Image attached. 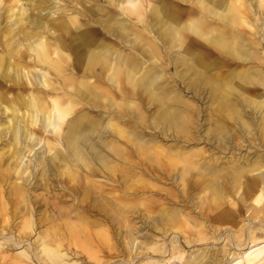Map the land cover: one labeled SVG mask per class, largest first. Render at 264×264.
<instances>
[{
	"label": "bare ground",
	"instance_id": "1",
	"mask_svg": "<svg viewBox=\"0 0 264 264\" xmlns=\"http://www.w3.org/2000/svg\"><path fill=\"white\" fill-rule=\"evenodd\" d=\"M67 1L56 10L57 17L35 19L24 7H17L15 19L11 17L13 5L8 4L4 10L3 5L0 7V81L33 86L40 81L49 88L16 92L12 97L0 90V105L7 112L0 126L9 135L6 163L17 173L15 179L4 184L11 176L9 172L3 175L0 163V220L7 221V198L16 195L20 206L15 214H20V221L12 232L17 231L19 242L29 239L24 232L34 230L35 220H49L44 211V216L37 212L38 202L31 199L30 187H47V171L54 169L60 179L67 178L64 187L69 192L82 193L83 197L68 209L56 205V216H64L63 222L50 221V237L46 228V234H38L28 246L42 263L76 264L64 260L69 254L71 258L78 256L68 238L63 233L59 235V225L69 236L79 232L76 226H99L91 233L103 241L109 239L106 222L111 225L115 219L128 225L130 204L98 191L92 177L95 170L109 176L119 172L127 177L138 166L129 159L127 146L137 151L152 146L148 159L160 156L174 166L178 160L182 162L177 169L187 206L203 221L189 224L183 220L179 225L176 218L184 209L162 207L158 215L163 222L158 228L160 237L149 243L141 236V254L144 249L168 253L162 264H264V51L257 36L260 25L264 30V0H103L105 18L98 15L104 6L96 1L102 0H93L88 6L80 0L76 4ZM115 7L135 21L127 25L112 18L117 13ZM78 14L87 17L84 23H78ZM5 19L31 24L34 31L22 36L27 45L11 46V28L1 25ZM109 36L116 46L106 42ZM142 53L152 59V64L138 73L145 62L139 56ZM25 56L30 57V63ZM170 63L180 69L176 70L180 77L185 76L186 98L164 83L170 76L163 73V68ZM36 66L43 70L39 81L31 70ZM67 67L71 78L77 70L78 79L66 76ZM123 81L133 86L137 81L152 99L158 100V124L183 131L186 147L153 143V136L143 139L121 124L127 117L126 106L131 107V103L123 101ZM101 83L121 92V101L113 100ZM67 85L71 91L65 90ZM48 91L50 102L46 98ZM86 103L104 110L114 106L117 118L106 114L103 122L102 114L91 115L89 109H84ZM51 123L56 143L34 131L36 124L40 130ZM33 135L34 144L43 139L46 150L52 152L35 163L28 174L34 180L28 186L26 178L25 183L18 182L29 167L20 165V156L23 148L30 152L34 144L25 145L19 137ZM171 147L178 150L171 151ZM2 154L0 151V157ZM123 190L128 193L126 186ZM86 192L92 194L91 202H85ZM87 214L102 218L90 219ZM11 227L9 224L7 231L11 232ZM166 237L169 243L159 242ZM209 240L222 244L215 248ZM197 242L207 244L193 249ZM186 246L189 253L182 250ZM89 247L87 244L83 249L93 260L91 263L108 264ZM128 248L124 261L135 264L132 260L138 256L137 249ZM175 253L178 255L172 257ZM24 255L16 253L12 259L20 261Z\"/></svg>",
	"mask_w": 264,
	"mask_h": 264
},
{
	"label": "rangeland",
	"instance_id": "2",
	"mask_svg": "<svg viewBox=\"0 0 264 264\" xmlns=\"http://www.w3.org/2000/svg\"><path fill=\"white\" fill-rule=\"evenodd\" d=\"M0 1V7L2 5L4 6L3 10L8 4L14 6L12 12L13 15L11 16L12 19H15V11L17 10V7L26 8L27 12L31 15L30 18L33 19L50 15L57 17L56 10L62 7L65 3H68L67 0H19L17 2L14 0ZM80 1H84L85 5L87 6L93 4L94 2L93 0ZM77 2V0H73L71 4H76ZM96 3L104 6L101 7V14L98 15H101V18H105L107 14L106 11H104V1H96ZM3 10L0 11V14H3ZM115 10L117 13L112 18H116L120 23L123 22L128 25L130 22L135 21L133 18H128L125 13H122L119 7H115ZM78 17V23H84L87 19L86 16H81L79 14ZM78 23L75 25H78ZM92 24L93 23H90V25ZM1 25L3 26V28L8 26L11 28V46H13V48H16L19 44L27 45L28 42L22 39L23 33L34 31V29L30 27L31 24H29L28 21L25 20L11 21L9 19H5L1 20ZM258 31V40L259 42H261V50L264 51V30L261 29V25ZM106 42L110 43L111 45L115 44L112 36H109L106 39ZM114 46H116V44ZM0 50H2L1 47ZM139 56L145 61L142 63L138 71V73H141L143 70H145V68L152 64V59H149L143 53ZM25 61L30 63V57L25 56ZM31 70L32 74L35 75L36 80L39 81L38 79L40 78L43 70H39L37 66L31 68ZM96 70H99L97 66ZM176 70L178 72V70L180 69H175L173 67V64L171 63L163 68V73H165L167 76H170V79L164 80V83L168 82L171 87L175 88L174 91L177 90L183 96V98H186V90L184 86L185 76L183 75L182 77H180L176 73ZM69 71L70 70L67 67V70L64 73L66 74V76H68V78H71ZM76 73L77 70H74L71 78L73 81L75 79H78ZM51 77L53 76L51 75ZM134 82V86L133 83L127 81L121 82V91L122 93H124L123 96H125V99L122 100L131 103V107L126 106L128 110L127 117L123 118L124 121H122L121 124H123L132 133L135 132L140 136L142 135L143 139H149L150 136H153L152 138L154 139L151 140V142L153 143L157 142L158 144L164 146L182 144L186 147L187 144H185L184 142V139L186 138L184 132L180 131L177 127H167L164 126V124H158L156 115L161 110L158 100L152 99L148 95V93L144 91V89H142L139 84H137V81ZM101 85L109 90L113 100L121 101V92L117 91V89H114V87H112V85L108 83H101ZM35 88L41 89L43 91L49 90L48 87L41 85L40 81L36 86H33L30 83L24 84L0 81V90L5 91L8 97L14 96L16 92L24 94L26 90L35 91ZM65 90L71 91L70 86L67 85L65 87ZM46 95L47 100L50 102L48 96H51V92L47 93ZM83 105L84 109H89L91 115L99 116L100 114H102L103 122L107 120L106 114H113L115 118H117L114 111V106L109 107L108 110H104L101 106L93 107L89 106V104L87 103ZM79 106L80 104L76 107ZM6 118L7 112H4L3 106L0 105V125L5 122ZM3 127V125L0 126V151H3V154L0 157V163L3 164L1 167V169L3 170V175L9 172L11 176L9 180H5L4 182V184L7 185L10 180L15 179L17 173L12 171L9 165L6 163V158L8 156L7 142L9 139V135L8 133H6V131H4ZM164 127L167 128L163 129ZM43 128L45 130L42 128L40 130L37 129L36 124V126L34 127V131L36 132V134H41L42 137H46L51 142L56 143L54 139L55 131H53V124L51 123V125L49 124ZM19 140L21 142L23 141L25 145L34 144V135L30 138L27 137L25 139H23L21 136V138L19 137ZM127 148L129 149V159L138 163V166H136L135 170L131 171V173L127 177L119 172L115 173V175L109 176L104 172L95 170V175L92 177V179L94 180L95 187L97 186L96 189L98 191H101L104 195L106 194L107 196H113V198H116V196H118L119 200L128 202L130 204V207L132 208V214L129 216L130 219L128 220V225H122L120 222H118V220L115 219L112 221L111 225L109 224V222H106V225L109 228L108 241L98 240V236L91 233L94 230L98 229L99 226H87V229L76 226V228L79 229V232L75 236H69L68 231L59 225V235L63 233V235L68 238V242H71L70 248H72V251H75L76 255L78 256V258H75L76 256L71 258L72 256L69 254L68 260L64 259L66 263L93 264L91 263V261L93 260L87 258V253L83 249L85 245L90 244V252H94V250H97V254L100 257L99 260L106 263L108 262V264H129V262L124 261L128 257L127 254L129 253V246H132V251H134L135 247L137 249L138 256H136L135 259L132 260L135 264L143 263L146 261L153 262L154 264H162L163 261L169 257L168 253L163 254L161 252H153L151 249H144V254H141V251L143 250L138 247L139 240L143 235L148 239L146 241L149 243H154L158 239L157 237H160L158 228L163 222L158 219V215L162 211L161 208L164 207L166 210L173 208L180 210L184 209L182 213L179 212V215L181 213V216L177 215L176 218V221L179 222L177 224L179 225H182L183 220H186V222L189 224L194 223V221H203L199 215L195 214V212L191 211L187 206L186 193L182 190L184 187H182L181 181L179 180L180 178L178 169H180V165H182V162L180 160H178V162H176L175 164L176 166H174L165 162L160 156L153 155V159H148L150 151L153 149L152 146H143L142 150L140 151H137L136 147H134L135 149H133L132 146H127ZM176 150H178V148L171 147V151ZM51 152L52 151L48 152L46 150L43 139L37 144H34L30 152L26 151V148H23V154H21L20 156V165L29 164V167L26 168V170L22 173V175L18 179V182H24L26 178V180L28 181V186H31L34 179H32V174H28L33 171V168H35L34 165L36 162L40 161L44 157L49 156ZM46 176L49 183L47 187L39 185L30 187V190L32 194L31 199H35L38 202L36 206L37 212L41 211L44 216V211L47 219L49 220H42L41 222L37 223L35 217L33 216L32 219L35 220L34 230H25L24 232L27 233L29 239L19 242L16 235L18 234L17 231L12 232L16 228L15 224L20 221V217L17 216L20 214H15L17 211V206H20V203L18 202L19 197H16V195L14 194L9 195L10 199L7 198V201L9 202V213L7 215L8 219L6 222H2L0 220V230L2 229V232H0V264H46L42 263V261L38 259H35L34 250H32V248L29 247L28 244L35 241V238L38 234H46L45 229H48L50 221H53L55 223L63 222L64 216H62L61 218L56 216V205L61 206L62 210H64L68 209L71 203L78 204L77 202L82 199V193H71L64 187V185H66L67 183V178L60 179L58 173L54 169L47 171ZM124 186L127 187L128 193H124ZM86 195L87 198L85 202H91L92 194L86 192ZM173 195H175L173 197L174 199L171 198ZM70 215L72 217L73 213H71ZM87 215L90 219L97 217L102 218V216L98 214H96L95 216L89 214ZM155 218L158 220L157 223H154V220H156ZM9 224L12 225L11 232H9L10 229H8ZM51 232V229H48L47 237H50ZM134 236H136V238L133 240L132 238ZM181 238L182 237H178L180 241H182ZM67 240H64V242H66ZM159 242H163L164 244L169 243V239L168 237H166L163 241ZM209 242L215 243V248L219 247L222 244L220 241L215 242L209 240ZM209 242L208 244H211ZM173 243L175 244V242ZM178 243L179 242H177L176 244ZM206 244L207 242H197L195 243V247L193 249L200 248L201 246H204ZM262 244L263 242L259 243L258 245ZM2 249L5 251H1ZM182 250L186 253H189L190 248L186 246L183 247ZM198 250L199 251H197L196 253L200 252V249ZM20 252L25 253V255L21 257L22 260H13L12 256ZM30 254L32 255V259L30 257ZM177 255L178 254L175 253L172 255V257H175ZM172 257L170 258L171 260L173 259Z\"/></svg>",
	"mask_w": 264,
	"mask_h": 264
}]
</instances>
